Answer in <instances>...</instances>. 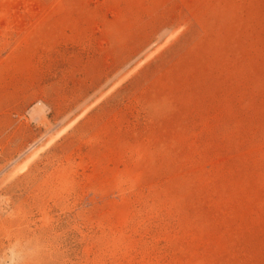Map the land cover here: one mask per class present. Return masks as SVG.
<instances>
[{
  "label": "rangeland",
  "instance_id": "374dc122",
  "mask_svg": "<svg viewBox=\"0 0 264 264\" xmlns=\"http://www.w3.org/2000/svg\"><path fill=\"white\" fill-rule=\"evenodd\" d=\"M0 264H264V0H0Z\"/></svg>",
  "mask_w": 264,
  "mask_h": 264
},
{
  "label": "bare ground",
  "instance_id": "6f19581e",
  "mask_svg": "<svg viewBox=\"0 0 264 264\" xmlns=\"http://www.w3.org/2000/svg\"><path fill=\"white\" fill-rule=\"evenodd\" d=\"M176 33L168 34L167 37L162 41L161 44L157 45L156 48L151 51L144 59H142L130 72H128L124 77L120 78L110 89L108 92H111L116 87H118L133 71H135L137 68H139L142 64H144L146 61H148L150 58H152L155 54H157L162 48H164L166 45L170 43V41L175 37ZM105 94H108L105 92ZM103 94L101 97H99L94 103H92L89 107H87L75 120H73L71 123H68L66 126H62L60 124L59 126H56L55 128L50 129L46 136H45V146L46 148L53 143H55L64 133H66L69 128L80 118L82 117L86 112H88L96 103H98L104 96ZM32 113H34L37 116H41L43 113L46 112V107L42 105V103H37L36 106H34L31 110ZM37 145V144H36ZM44 149V148H43ZM33 148V153L30 155L31 158H35L38 156V154L43 150ZM30 161V160H29Z\"/></svg>",
  "mask_w": 264,
  "mask_h": 264
}]
</instances>
